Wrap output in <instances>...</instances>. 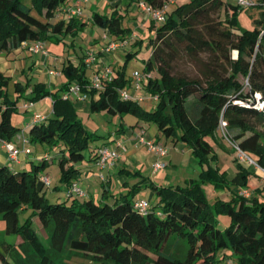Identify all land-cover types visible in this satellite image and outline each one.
I'll use <instances>...</instances> for the list:
<instances>
[{
    "label": "trees",
    "instance_id": "trees-1",
    "mask_svg": "<svg viewBox=\"0 0 264 264\" xmlns=\"http://www.w3.org/2000/svg\"><path fill=\"white\" fill-rule=\"evenodd\" d=\"M117 1L104 0V4ZM171 1L129 0L126 6L118 2L110 13L92 12L90 23L107 32L112 41H125L133 33L124 26L132 4L161 9ZM259 1L264 5V0ZM66 3L0 0V54L35 41L75 50L84 38L87 21L79 16L58 17L57 9ZM169 5L165 21L156 25L149 40L150 57L142 61L143 71L151 74L142 91L157 97L151 110L119 97L121 90L130 88L126 63L138 51L128 53L122 66L112 69L113 77L99 91L88 88L84 56L61 63L64 81L56 91L42 82L11 80L0 73V142L19 149L24 145L59 148L56 190L62 191V198L54 202L46 198L50 185L41 178L48 175L52 162L48 157L32 161L29 170L0 165V219L5 222V234L19 238L16 243L0 242V264H69L72 254L97 264H232V258L236 264H264V187H252L249 181L251 176L259 179V174L253 165L245 167L234 160L236 172L229 178L218 167L214 150V145L220 146L217 131L223 121L232 144L227 151L238 150L264 169V131L259 129L264 109L255 108L254 98L259 94L264 102V8L248 29L238 20L239 12L248 8L236 0H186ZM135 44L141 46L142 41ZM232 52H236L234 57ZM180 55L193 60L207 57L201 78L172 74L173 62ZM73 84L87 94L91 114L132 115L154 125L165 139L188 147L201 167L197 180L184 186L149 183L155 199L144 213L133 202L139 185L112 203L67 194L68 187L81 177L84 152L99 137L78 119L73 100L64 99ZM46 98L51 100L48 117L31 119L25 129L12 122L21 100L33 105ZM95 156L87 163L95 162ZM205 184L215 192H228L229 198L211 203ZM240 190L251 191V196H240ZM219 215L229 219L224 229L218 226Z\"/></svg>",
    "mask_w": 264,
    "mask_h": 264
},
{
    "label": "crops",
    "instance_id": "crops-1",
    "mask_svg": "<svg viewBox=\"0 0 264 264\" xmlns=\"http://www.w3.org/2000/svg\"><path fill=\"white\" fill-rule=\"evenodd\" d=\"M118 2L124 6L129 3V0H120L110 4L109 6L108 4L106 5L104 4V0H95L94 4L91 3L90 0H87L86 2L82 3L81 5L82 14L79 17H82V19H85L87 21V25L84 32V38L80 42V45H78L75 50L65 47V49L68 50V52L70 51L68 53L69 55L67 56L68 59L67 61L76 62L78 60V57L80 56H84L85 57L84 60L86 61L87 53H91L95 57V61L93 63L85 62L88 68L87 75L89 80L93 77L95 72L101 67L104 66L110 67L109 65L112 64L115 65L116 60L113 59L115 55L117 56L118 60H125L126 54L124 55L122 53H118L120 51L118 49L110 52L104 51V49L107 46V43L111 42L112 40L110 39L107 32L93 26L90 23V15L92 12L103 11L106 13H110V11L112 10V6L116 5ZM74 3L75 0H67V3L64 6H72L74 5ZM134 5L137 6V4ZM103 7L105 9H103ZM137 7L141 10L139 6ZM143 15H145L148 18V16L145 13ZM143 24L144 22L139 24V26L143 27ZM152 25H153V30L151 28ZM155 28H156V24L153 23L151 19H149L147 33L152 34ZM128 47L130 48V44ZM44 49H45V53L39 52L37 54H32L31 52H29L27 46L22 44L16 50H13L11 53L7 55L0 54V73H2L6 77L11 78V80L24 81L21 80L23 78V76L21 75H18L19 78L15 79V75L18 72L17 63L21 60L20 65H22V67L24 68L30 67V69L33 70L34 73V77L32 79L33 82H42L43 84H45L47 89H49L50 91H55L63 84L64 80L63 81L58 80V79H63V76L61 74L60 75L51 74L50 72L55 70V68L58 69L55 71L60 72L59 71L60 68L59 67L57 68L56 65L58 64V62H60L59 56L62 55V53L61 54L54 53L53 51L47 49L46 47ZM135 52L137 51H133V53ZM114 53L116 54L112 55ZM138 54H140L139 50L137 55ZM6 62L9 63L14 62L15 69L9 67L6 64ZM122 64L120 63L121 66ZM112 66L110 67L111 69ZM19 72H23V70ZM39 76H42V79ZM131 76H130V80L132 79ZM129 84H130L129 85L130 88L128 89L129 93H131L132 95H144L142 90L136 91L135 89L132 88L131 81ZM45 100L51 101L50 98H46ZM45 100H42L38 103H34L32 107H30V109L33 108V110L35 111L33 113H39L37 111L40 107H43L41 111L44 110L45 106L43 102H45ZM74 106L76 111L83 110V112L91 114L89 109V102L87 99L86 100L75 99ZM141 106L145 109L151 110L154 106V103L149 98H147L145 102L141 104ZM49 115L43 114V117H48ZM31 119H32V114L28 117L25 116L22 120L21 128L25 129L28 126ZM119 120L116 122L117 125L113 130L109 131L107 134H104L102 136L98 135L99 136L98 140L101 139L102 141L100 142V144H96L92 148V155H96V151L99 147L103 145L116 147L117 142H120L122 143L124 148L119 150V158L116 159L115 161L110 162L107 166H105L102 169H99L95 165L94 161L87 163L86 165H83L81 167L82 173L85 172V175L81 176L78 182L88 198L95 200V196H96V197H100V199H98V202L108 201L109 203H112L114 201V198L127 194L132 188H135L136 185L137 186L139 185L138 186L139 191L136 194L135 198L133 199V202L137 200H145L147 202H152L154 201L155 197L153 193L150 191V189L147 187L149 183H154L157 186H177V185L184 186L187 185V183H189L192 180L194 181L197 180L198 175L201 171V167L198 165L197 161L193 158L192 151L188 147H186L181 143H175L170 139H165L164 137L161 136L160 132L153 125L154 129L151 130V132L146 133L149 134V137H147V139L157 143H161L167 149V153L164 156L161 157L156 156L153 153L147 151L146 147L141 145L136 137L138 130L141 129V127H144L146 131L147 129L151 128L152 124L143 123L135 119L134 122L128 123V125L125 126V124H123V122H120ZM89 132L95 133L97 135L96 130ZM18 142L19 141L17 140L16 142L17 145H20V143ZM218 147H224V146L220 145ZM30 149H31L30 155L25 156L24 154H20L19 161L16 163H11L8 160L6 150L3 148V143L0 142V165H10L13 170L16 169L28 170L26 169L27 164L30 167L32 161L38 163L40 161L39 160L40 158L48 157L49 159L52 160V162H50L51 166L48 168L47 173L48 175L52 176V166L54 164L53 162L54 158L53 157L51 158V156L48 154V149L40 145H36L33 148L30 147ZM157 161L163 162L165 164V167L156 171L154 170L153 166ZM217 165L221 171H224L222 170V167L219 164V162ZM225 171H227L229 178L233 177L236 172L235 169H231V168H227ZM95 174L96 175L98 174V177H92L95 176ZM45 175L48 176L47 174ZM100 176L103 177V180H101ZM52 179L53 181L56 180L57 184H55L51 188L50 192L53 196V199H57L58 194H56L57 192L56 189H58L59 186L58 173L55 176L53 175ZM209 186L212 187L211 185ZM213 191L212 189H210V194H211L210 198L213 200L215 199L226 200L230 196L228 192L225 193L222 192L220 194H217V192L215 191L213 192ZM145 195L147 196V198L144 197Z\"/></svg>",
    "mask_w": 264,
    "mask_h": 264
},
{
    "label": "rangeland",
    "instance_id": "rangeland-1",
    "mask_svg": "<svg viewBox=\"0 0 264 264\" xmlns=\"http://www.w3.org/2000/svg\"><path fill=\"white\" fill-rule=\"evenodd\" d=\"M91 3L94 4L95 0H90ZM186 0H174V2L172 4L169 5V7L175 6L177 4H180L182 2H185ZM227 1V0H225ZM231 1H235V0H231ZM126 4V3H125ZM126 6V5H124ZM262 8H264V5L261 4V2L259 0H256V5H252L250 8L246 9V10H241L238 14V20L241 24L242 27L244 28H252L253 24H252V18H256L259 14V12L262 10ZM144 13L136 6V5H131L128 9V17L125 21L124 26L125 27H130V29L132 30V35L129 37L128 39V43L130 44V48L128 47L125 50H120L118 53H122V54H128V53H133V51H140V54H138L135 58H131L129 61H127L126 63V73L127 76H131L132 72L135 71H142L143 69V63L142 61H146L151 54V49L148 48V43L150 38L153 36L154 32L152 34L147 33V28H148V21L149 19L143 15ZM222 15H224V12L222 13ZM144 22L143 27L139 26V24H141L142 22ZM142 41V46H137V42ZM136 46V47H135ZM45 47L47 49H50L51 51H53L54 53H58L61 54L59 56L60 62H58V64L56 65V67L60 68L61 67V63H65L68 59L67 56L69 55L68 50L65 49L64 46L62 45H54V44H45ZM63 49V50H62ZM62 50V52H61ZM116 53L112 54L115 55ZM111 55V56H112ZM231 55L234 57L235 56V52H232ZM116 57V59H115ZM114 60H116L115 65H109L110 67L112 66V69H117L119 68L124 62V60H118L117 56L115 55ZM205 62H207V57L205 55H202L200 60H193L189 57H187L186 55H180L179 57H177V59L173 62L172 65V74L174 76H184L188 79H195V78H201L202 77V72L204 71L205 68ZM19 63V65H18ZM17 63L18 66V72L15 75V79L19 78L18 75L23 76V78L21 80H26L27 78L30 79L31 82H33V77H34V73L33 70L30 69V67L28 68H24L22 67V65H20L21 60ZM6 64L15 69V64L13 63H9L6 62ZM55 68V67H54ZM23 70V72H19ZM55 70H58L55 68ZM153 75H155L153 73ZM42 79V76H39ZM59 81H63L64 79H58ZM241 81L244 83V80L241 79ZM13 82L10 83V89L12 86ZM57 90V89H56ZM55 90V91H56ZM11 93L12 91L9 90ZM247 91V88L245 86V92ZM258 95V94H257ZM257 95H254V98L257 97ZM71 100H73V102L75 101L74 97L70 98ZM256 99V98H255ZM45 100V99H44ZM24 103L23 100H21L18 104V110L19 112L17 114H14L13 118H12V122L19 126L21 128V124H22V120L23 118L26 116H30L32 114H39L41 116L44 115H49L51 112V101H46L43 102L45 108H44V113L43 111H41V109L43 107H40L38 109L37 112L39 113H33L35 112L32 109H29L28 111H25L21 108V105ZM261 100L259 101L258 105L256 103V107L259 108V111H261L262 109H260V104ZM77 116L78 119L82 122L83 126L88 129L89 131H97V135H104L107 134L109 131L113 130L116 125H117V121L119 120L120 122H123V124L128 125V123L134 122L135 118L132 115H125L122 118H120L119 116H114L111 114H108L106 112H102L99 114H89L86 112H83V110H78L77 111ZM23 117V118H22ZM154 129V126L151 125L150 129H147L145 131V136L144 138L147 139V137H149V134H146L147 132H151V130ZM225 128L220 127L219 130L217 131V138L219 139V143L220 145H223L224 147H218L214 145V150L218 155V162L222 167V170H226L227 168H231V169H235L236 170V164L234 162V160H237L238 163L244 165L245 167L252 165L250 163V160H248L246 158V155L243 154L240 151H236L233 154H230L229 150L232 146V144L228 141L227 137L225 136ZM259 129L264 131V123H262L259 126ZM148 140V139H147ZM102 140H97L95 142H92L90 144V147L88 150H86L84 152L85 155V160L82 162V165H86L87 164V160L90 158V156L92 155V148L93 146H95L96 144H100ZM144 146V145H143ZM29 147L33 148V145H29ZM59 148L56 149H50L48 150V154L51 156V158L53 157L54 160V164L52 166V176L49 175L50 177V187L46 190V198L49 199L50 202H54L55 199H53V196L50 192L51 188L57 184V181L52 179L53 175L55 176L58 173V165H57V154L59 153ZM253 161V160H252ZM29 165L27 164V168L29 170ZM256 169V173L259 174V179L257 177L251 176L249 178L250 183L252 184V187H264V171H261L258 168ZM192 170V169H191ZM183 171V170H182ZM88 174V173H86ZM91 174V173H89ZM85 175V172L81 174V176ZM92 177H98V174ZM81 178V177H80ZM79 178V179H80ZM95 180V178H94ZM59 183V182H58ZM203 189L205 191V193H207L208 195V199L210 198V189L213 188L210 187L208 184H205L203 186ZM249 191V190H248ZM214 192V191H213ZM251 192V191H249ZM222 192H217V194H220ZM225 193V192H224ZM56 194H58V197L62 198V191H57ZM147 195V194H146ZM144 196L145 198H147V196ZM98 199H100V197H96L95 196V201L98 202ZM213 199L210 198V202L213 203ZM25 215L20 216L19 218V222H23ZM216 220L218 222V226L220 229H224L225 227L228 226L229 223V219L227 218V216H217ZM37 221V219H36ZM4 228H5V222L3 220L0 219V242L1 241H6V242H10V243H16L19 241V238H17L16 236H11V235H6L4 232ZM37 233L41 236L42 239L45 238L44 234L41 232V230L35 226ZM233 263L232 264H236L235 259L232 258ZM67 262L69 264H97L89 259H86L84 257H82L80 254H72L70 256V258L67 260ZM106 264H113V263H106Z\"/></svg>",
    "mask_w": 264,
    "mask_h": 264
},
{
    "label": "built area",
    "instance_id": "built-area-1",
    "mask_svg": "<svg viewBox=\"0 0 264 264\" xmlns=\"http://www.w3.org/2000/svg\"><path fill=\"white\" fill-rule=\"evenodd\" d=\"M87 0H75L74 5L72 6H61L57 9V16L61 17V18H71L73 16L77 17L80 16L82 14V9H81V5L82 3L86 2ZM237 4L241 7L244 8H249L252 5H254L255 3L253 2V0H236ZM172 3V1L170 2V4ZM169 4L164 5L161 9H153L151 7H149L148 5L144 4V3H140L138 6L141 8V10L146 13L151 19L152 21L156 24V25H161L164 21H165V15H166V10L168 8ZM23 45L27 46L29 52H31L32 54H37L39 52L45 53V44L43 42L40 41H35V42H31V44H27V43H23ZM129 46L128 40L125 41H111L109 43H107L106 48L104 49L105 52H110V51H115V50H121V49H127V47ZM236 55V52H235ZM95 61V57L91 54V53H87V58H86V63H93ZM51 74H55V75H60V72H57L55 70L50 72ZM113 77V71L110 67L108 66H104L101 67L100 69H98L95 74L93 75V77L89 80V89H93L96 91L102 90L103 88V83L105 81H109L111 80V78ZM132 79H131V83H132V88L135 89L136 91L138 90H142L143 88V84L146 80L151 78V74L150 73H146L144 71H135L132 74ZM257 95V94H256ZM74 97L75 99L78 100H86L88 98L87 94L82 93L81 91V86L79 84H73L69 87L68 92L64 95V99L66 98H71ZM119 97L122 101H134L137 103L142 104L143 102H145V100L147 98H149L152 102L157 100V97H151L149 95H132L131 93H129V91L127 89L121 90L119 92ZM256 101H257V105L260 101V95L258 94L257 97H255ZM260 109H264V102H261L259 104ZM30 107H32L31 103H23L21 105V108L28 110L30 109ZM255 108L257 110H259V108H257L255 106ZM32 119L36 120V119H43V116L38 115V114H34ZM220 127L225 128L226 127V123L221 121ZM145 136V128L141 127V129L138 130L137 133V140L141 145H144L147 149V151H149L150 153H153L156 156H164L167 153V149L166 147L161 144V143H157L151 140H147L146 138H144ZM3 148L6 150L7 152V156H8V160L11 163H16L19 161V156L20 154H24L25 156L30 155L31 151L30 149L24 145L21 149L15 147L13 144H8V143H3ZM123 145L120 142H117L116 147L113 146H109V145H103L101 147H99L96 151V161H95V165L99 168L102 169L105 166H107L110 162L115 161L116 159L119 158V150L123 149ZM246 158L248 160H250V163L255 167L260 169L261 171H264V169L259 168L254 161H252L251 159H249L247 156ZM154 170H160L162 168L165 167V164L161 161H157L154 164ZM101 180H103V177L100 176ZM43 183L48 187L50 185V179L48 176H43L42 178ZM239 195L245 198H248L251 196V192H249L248 190H240ZM67 194L69 195H76L78 197H84L86 194L85 192L82 190L79 182H74L72 183L68 189H67ZM148 202L145 200H138L135 202L134 206L135 208L138 209L139 212L144 213L146 207H147ZM227 264H230V262H228Z\"/></svg>",
    "mask_w": 264,
    "mask_h": 264
}]
</instances>
